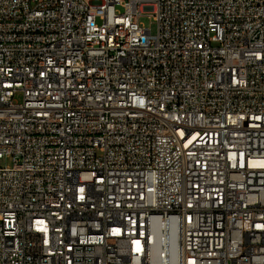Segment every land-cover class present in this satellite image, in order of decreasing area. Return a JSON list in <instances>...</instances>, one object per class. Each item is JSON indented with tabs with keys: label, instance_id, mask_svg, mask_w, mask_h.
Listing matches in <instances>:
<instances>
[{
	"label": "built area",
	"instance_id": "obj_1",
	"mask_svg": "<svg viewBox=\"0 0 264 264\" xmlns=\"http://www.w3.org/2000/svg\"><path fill=\"white\" fill-rule=\"evenodd\" d=\"M0 264H264V0H0Z\"/></svg>",
	"mask_w": 264,
	"mask_h": 264
},
{
	"label": "rangeland",
	"instance_id": "obj_2",
	"mask_svg": "<svg viewBox=\"0 0 264 264\" xmlns=\"http://www.w3.org/2000/svg\"><path fill=\"white\" fill-rule=\"evenodd\" d=\"M142 25H144V27L146 28H150L152 30V33L155 34L157 32V27L155 24H152L151 21L148 18H143L141 20ZM19 100H21L20 97H18ZM3 166H8L11 165L10 161H6L2 163Z\"/></svg>",
	"mask_w": 264,
	"mask_h": 264
},
{
	"label": "bare ground",
	"instance_id": "obj_3",
	"mask_svg": "<svg viewBox=\"0 0 264 264\" xmlns=\"http://www.w3.org/2000/svg\"><path fill=\"white\" fill-rule=\"evenodd\" d=\"M113 222H121V215H113ZM130 248H122L120 250V258H129Z\"/></svg>",
	"mask_w": 264,
	"mask_h": 264
}]
</instances>
